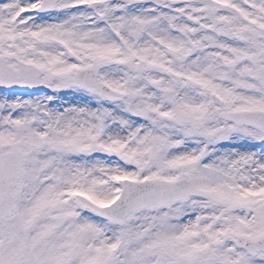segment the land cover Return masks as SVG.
I'll return each instance as SVG.
<instances>
[{"label": "snow or ice", "instance_id": "obj_1", "mask_svg": "<svg viewBox=\"0 0 264 264\" xmlns=\"http://www.w3.org/2000/svg\"><path fill=\"white\" fill-rule=\"evenodd\" d=\"M0 264H264V0H0Z\"/></svg>", "mask_w": 264, "mask_h": 264}]
</instances>
